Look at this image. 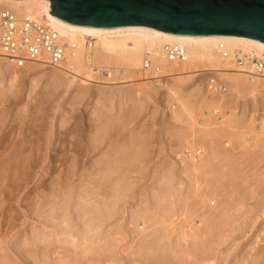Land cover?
<instances>
[{"label":"rangeland","instance_id":"1","mask_svg":"<svg viewBox=\"0 0 264 264\" xmlns=\"http://www.w3.org/2000/svg\"><path fill=\"white\" fill-rule=\"evenodd\" d=\"M40 66L0 60V264H264L263 80Z\"/></svg>","mask_w":264,"mask_h":264},{"label":"bare ground","instance_id":"2","mask_svg":"<svg viewBox=\"0 0 264 264\" xmlns=\"http://www.w3.org/2000/svg\"><path fill=\"white\" fill-rule=\"evenodd\" d=\"M3 8L19 16H28L55 30L60 43H75V48L68 49L64 59L53 69L69 74L73 79L77 77L84 83L94 82L95 77H92L91 71L97 65L110 68L115 75L123 73L125 76L126 72L132 75L140 74L143 78L149 75L147 78L154 81H159L163 75H172L184 79L183 84L193 81L200 73L208 75L213 72L222 74L228 87L233 89L253 90L258 88V82L261 85V80L264 79L262 76L249 75L250 62L239 67L234 64L231 57V53L238 49L250 56L264 58V42L257 39L234 35H173L136 25L109 28L76 27L54 19L49 12V0H0V9ZM165 43L182 45L185 50L184 60L165 59L163 53ZM88 44H91V48H88ZM222 51H226L228 56H223ZM143 59L149 60L146 68H143ZM37 64L41 65L40 67H48L42 63ZM125 77L121 82L131 81ZM111 79L99 83L106 85L104 87L116 84L117 81ZM259 88L264 95V84L263 88ZM185 150L188 149L181 153L183 161ZM202 157L203 160L204 156ZM183 161L180 165L184 171H188L191 166ZM196 162L192 161L193 166L197 164L201 166L202 162Z\"/></svg>","mask_w":264,"mask_h":264},{"label":"water","instance_id":"3","mask_svg":"<svg viewBox=\"0 0 264 264\" xmlns=\"http://www.w3.org/2000/svg\"><path fill=\"white\" fill-rule=\"evenodd\" d=\"M50 14L81 27L143 26L173 35H234L264 42L241 21L264 14V0H49Z\"/></svg>","mask_w":264,"mask_h":264},{"label":"built area","instance_id":"4","mask_svg":"<svg viewBox=\"0 0 264 264\" xmlns=\"http://www.w3.org/2000/svg\"><path fill=\"white\" fill-rule=\"evenodd\" d=\"M73 48H75V43H60L58 33L42 23L28 16L16 15L9 9H0V58L4 62L17 67L25 62L42 63L53 68L64 59L67 50ZM88 48H91V44H88ZM163 53L168 61H182L185 56L184 47L178 43H165ZM222 55L228 56V53L222 51ZM231 57L234 64L239 67L250 62L251 70L248 73L251 77H264V58L250 56L238 49L231 53ZM148 65L149 60L143 59V68ZM93 73L104 80H109L114 75L110 68L98 65L93 67ZM204 88L217 95L227 91L224 79L213 72L204 77ZM213 114L218 113L215 111ZM260 117L261 115L259 119ZM200 155V149H188L185 150L183 156L195 162L199 160Z\"/></svg>","mask_w":264,"mask_h":264},{"label":"snow or ice","instance_id":"5","mask_svg":"<svg viewBox=\"0 0 264 264\" xmlns=\"http://www.w3.org/2000/svg\"><path fill=\"white\" fill-rule=\"evenodd\" d=\"M72 6L73 7L78 6L75 3V0ZM241 22L247 25L248 27H253V28L259 27L261 30H264V14H261L258 18L254 16L246 17Z\"/></svg>","mask_w":264,"mask_h":264}]
</instances>
